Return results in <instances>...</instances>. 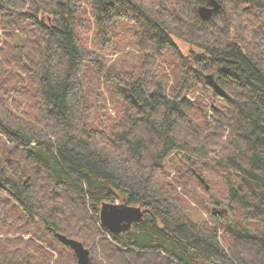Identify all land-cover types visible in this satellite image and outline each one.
Returning <instances> with one entry per match:
<instances>
[{
	"label": "trees",
	"instance_id": "obj_1",
	"mask_svg": "<svg viewBox=\"0 0 264 264\" xmlns=\"http://www.w3.org/2000/svg\"><path fill=\"white\" fill-rule=\"evenodd\" d=\"M207 1L0 0V264H58L56 232L89 264H264V0ZM127 46L135 68L106 58ZM171 154L224 182L231 220L189 217ZM116 201L144 212L118 234Z\"/></svg>",
	"mask_w": 264,
	"mask_h": 264
},
{
	"label": "rangeland",
	"instance_id": "obj_2",
	"mask_svg": "<svg viewBox=\"0 0 264 264\" xmlns=\"http://www.w3.org/2000/svg\"><path fill=\"white\" fill-rule=\"evenodd\" d=\"M176 43L182 52L188 53L190 51L191 47L188 43L180 39H176ZM138 55L139 53L136 49L127 46L122 47L119 52L106 54V58H108L111 63L124 62L127 68L133 69L138 65ZM91 86L92 93L99 92L102 94V97L106 99L105 101L110 107L109 110L111 112V95L102 76L92 77ZM96 86H98L99 89L96 88ZM115 98L117 99L118 97ZM112 112L114 113V111ZM186 162L187 158L184 154L169 155L163 163L165 167L163 176L166 181L174 182L175 177L181 174L180 179L183 183L178 184L177 189L186 199V203L190 210L189 217L193 219L195 223L203 226L221 225L231 220L233 214L225 202L226 190L224 182L213 176L201 175L202 177H199L195 174H187L186 169L188 168V163L186 165ZM184 165H186L185 169ZM201 178L204 179V182L201 181ZM115 203L122 204V202L117 201ZM219 233L221 234V232ZM53 242L57 250L55 255L58 256V264H78L73 250L68 249L59 241ZM119 264L124 263L121 262Z\"/></svg>",
	"mask_w": 264,
	"mask_h": 264
},
{
	"label": "water",
	"instance_id": "obj_3",
	"mask_svg": "<svg viewBox=\"0 0 264 264\" xmlns=\"http://www.w3.org/2000/svg\"><path fill=\"white\" fill-rule=\"evenodd\" d=\"M221 7L217 0H208L206 5L198 8V13L202 20H209L213 12ZM210 82H213V76L208 75ZM204 182V179L201 178ZM143 210L140 206L105 202L100 209L101 225L108 228L112 233H122L130 229L134 222H138L143 217ZM55 236L65 245L73 249L78 264L90 263V249L74 238L68 237L65 234L56 232Z\"/></svg>",
	"mask_w": 264,
	"mask_h": 264
}]
</instances>
